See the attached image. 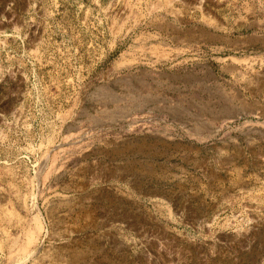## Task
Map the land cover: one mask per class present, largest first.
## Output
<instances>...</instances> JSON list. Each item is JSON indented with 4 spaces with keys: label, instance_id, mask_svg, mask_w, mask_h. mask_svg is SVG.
<instances>
[{
    "label": "rangeland",
    "instance_id": "obj_1",
    "mask_svg": "<svg viewBox=\"0 0 264 264\" xmlns=\"http://www.w3.org/2000/svg\"><path fill=\"white\" fill-rule=\"evenodd\" d=\"M0 264H264V0H0Z\"/></svg>",
    "mask_w": 264,
    "mask_h": 264
},
{
    "label": "bare ground",
    "instance_id": "obj_2",
    "mask_svg": "<svg viewBox=\"0 0 264 264\" xmlns=\"http://www.w3.org/2000/svg\"><path fill=\"white\" fill-rule=\"evenodd\" d=\"M202 0H200V2H201ZM29 257V256H28Z\"/></svg>",
    "mask_w": 264,
    "mask_h": 264
}]
</instances>
